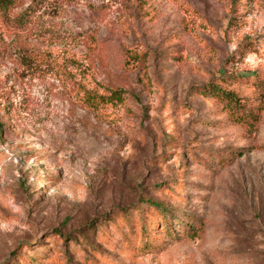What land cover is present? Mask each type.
<instances>
[{"label":"rangeland","instance_id":"374dc122","mask_svg":"<svg viewBox=\"0 0 264 264\" xmlns=\"http://www.w3.org/2000/svg\"><path fill=\"white\" fill-rule=\"evenodd\" d=\"M14 8L0 264H264V0ZM84 89L124 101L90 108Z\"/></svg>","mask_w":264,"mask_h":264},{"label":"trees","instance_id":"16d2710c","mask_svg":"<svg viewBox=\"0 0 264 264\" xmlns=\"http://www.w3.org/2000/svg\"><path fill=\"white\" fill-rule=\"evenodd\" d=\"M16 0H0V8L3 12L8 13L9 10H14ZM237 1V0H234ZM209 92L213 93V95L217 98H220L226 101L228 104L234 105L235 107L241 108L244 101L240 99L235 93L221 90L220 88L211 87ZM124 92L122 90L111 91L109 95H101L97 91L94 90H83V95L81 96V101L87 105V107L96 109L98 104L103 103H121L124 101ZM153 207L159 209V204L153 203ZM158 223H156L153 227L158 228Z\"/></svg>","mask_w":264,"mask_h":264}]
</instances>
